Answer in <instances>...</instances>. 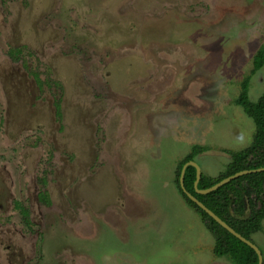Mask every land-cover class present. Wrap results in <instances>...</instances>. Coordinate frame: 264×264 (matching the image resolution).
I'll return each instance as SVG.
<instances>
[{
	"label": "rangeland",
	"instance_id": "1",
	"mask_svg": "<svg viewBox=\"0 0 264 264\" xmlns=\"http://www.w3.org/2000/svg\"><path fill=\"white\" fill-rule=\"evenodd\" d=\"M261 46L264 0H0V74L36 76L10 123L0 84V181L50 203L5 221L10 264H230L174 176L193 146L207 178L249 147ZM251 240L264 260V221Z\"/></svg>",
	"mask_w": 264,
	"mask_h": 264
},
{
	"label": "trees",
	"instance_id": "2",
	"mask_svg": "<svg viewBox=\"0 0 264 264\" xmlns=\"http://www.w3.org/2000/svg\"><path fill=\"white\" fill-rule=\"evenodd\" d=\"M264 66V46H261L252 59L251 76ZM250 77L240 84L236 100L243 113L254 125L251 144L239 152H228L229 162L224 171L216 178L201 175L198 190H206L223 179L242 171L258 170L264 167V92L255 101H249ZM208 148L193 146L191 152L179 163L175 170L174 185L182 201L196 216L213 239L212 254L216 258L226 259L230 264H258L257 255L249 247L234 238L208 215L201 211L182 192L180 187L181 169L184 164L204 153ZM195 170L187 167L183 176V187L197 201L215 214L227 226L244 239L252 242L251 237L262 231L264 221V172L239 177L219 188L217 191L198 195L194 191ZM264 264V260H263Z\"/></svg>",
	"mask_w": 264,
	"mask_h": 264
},
{
	"label": "flooded vegetation",
	"instance_id": "3",
	"mask_svg": "<svg viewBox=\"0 0 264 264\" xmlns=\"http://www.w3.org/2000/svg\"><path fill=\"white\" fill-rule=\"evenodd\" d=\"M10 57L14 58L15 60L22 59L19 50H15V52L11 54ZM32 77L33 79L29 82L26 79H22L23 81H21L16 79L15 77H10V75L6 73L0 74V84L5 98L6 109L8 110L6 114L9 118V123L13 118L12 110L13 108L14 110L16 109V106H14L15 104L13 101H20L23 94L25 97L28 98L29 94L27 90L28 88L32 87V84L36 80V76H32ZM24 83H26L28 87H26ZM16 91H20V92L16 93ZM29 103L31 105L33 104V98L31 96H29ZM24 180L26 179L23 178V181ZM25 183L27 182H24V185ZM34 183L35 181L32 180L29 182V184L27 183L25 185L26 189L35 187L36 190H35V194L30 196L31 203L29 204L27 203L26 204L27 206H23L21 199H16L15 200L16 202L13 201L14 198L12 197L11 194H9V188L3 187L0 181V249H3L7 253L5 257V262L7 264H10L11 261L15 260V258L19 256V254L17 253L18 251V247L16 245L17 240L13 239L16 237V235L12 231L7 230L5 228L6 225L5 221L7 219H14L16 217V219L18 220H23L25 225L28 226L29 224L26 223L27 220L25 219L27 217L28 218L30 217L31 208L33 206L36 207L40 213V208L42 206L50 205V203L46 201V197H45L46 193H43L39 190L43 186L39 187L37 183V187H36Z\"/></svg>",
	"mask_w": 264,
	"mask_h": 264
},
{
	"label": "water",
	"instance_id": "4",
	"mask_svg": "<svg viewBox=\"0 0 264 264\" xmlns=\"http://www.w3.org/2000/svg\"><path fill=\"white\" fill-rule=\"evenodd\" d=\"M187 167H192L195 170V182H194V191L196 194L198 195H206L212 192L217 191L219 188L227 185L228 183H230L231 181L238 179L239 177L242 176H246L249 174H255V173H261L264 172V167L258 170H252V171H242V172H238L236 174H234L233 176H229L225 179H223L222 181H220L219 183H217L216 185L212 186L209 189L206 190H198L197 186H198V182L201 178V172L199 167L197 166L196 163H194L193 161L191 162H187L186 164H184V166L182 167L181 170V176H180V187L181 190L183 192V194L192 202L194 203L201 211H203L206 215H208L216 224H218L222 229H224L226 232H228L230 235H232L234 238H236L237 240H239L241 243H243L244 245H246L247 247H249L251 250H253L255 252V254L257 255L258 258V264H263V257L262 254L260 252V250L250 241L244 239L243 237H241L239 234H237L233 229H231L229 226H227L222 220H220L215 214H213L209 209H207L202 203H200L199 201H197L192 195H190L188 192H186V190L183 187V176L185 173V170Z\"/></svg>",
	"mask_w": 264,
	"mask_h": 264
},
{
	"label": "crops",
	"instance_id": "5",
	"mask_svg": "<svg viewBox=\"0 0 264 264\" xmlns=\"http://www.w3.org/2000/svg\"><path fill=\"white\" fill-rule=\"evenodd\" d=\"M205 148H208V147H205ZM209 149V148H208ZM222 150V149H221ZM224 151V150H223Z\"/></svg>",
	"mask_w": 264,
	"mask_h": 264
}]
</instances>
